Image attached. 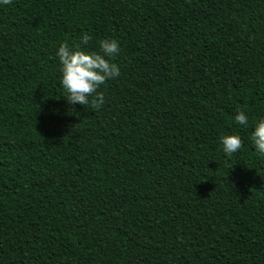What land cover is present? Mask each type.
<instances>
[{"label": "trees", "instance_id": "trees-1", "mask_svg": "<svg viewBox=\"0 0 264 264\" xmlns=\"http://www.w3.org/2000/svg\"><path fill=\"white\" fill-rule=\"evenodd\" d=\"M83 33L120 46L98 107L59 81ZM261 116L264 0L0 6V264H264Z\"/></svg>", "mask_w": 264, "mask_h": 264}, {"label": "clouds", "instance_id": "clouds-1", "mask_svg": "<svg viewBox=\"0 0 264 264\" xmlns=\"http://www.w3.org/2000/svg\"><path fill=\"white\" fill-rule=\"evenodd\" d=\"M9 3L11 0H0V6ZM90 40V35L83 33L78 44L70 47L68 43L60 42L56 49L59 81L67 94L65 100L69 105L98 107L104 103V96L98 89L121 75L118 65L112 62L120 51L118 41L104 38L99 41V52L85 51L84 47H87ZM233 119L238 126L249 127V120L244 112L237 110ZM248 139L255 152L264 156V116L252 123ZM219 142L226 156H231L242 147L239 134H223L219 137Z\"/></svg>", "mask_w": 264, "mask_h": 264}]
</instances>
